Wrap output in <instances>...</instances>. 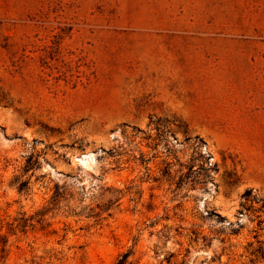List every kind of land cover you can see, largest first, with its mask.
I'll use <instances>...</instances> for the list:
<instances>
[{
    "label": "rangeland",
    "instance_id": "obj_1",
    "mask_svg": "<svg viewBox=\"0 0 264 264\" xmlns=\"http://www.w3.org/2000/svg\"><path fill=\"white\" fill-rule=\"evenodd\" d=\"M1 237L0 264H264V0H0Z\"/></svg>",
    "mask_w": 264,
    "mask_h": 264
},
{
    "label": "trees",
    "instance_id": "obj_2",
    "mask_svg": "<svg viewBox=\"0 0 264 264\" xmlns=\"http://www.w3.org/2000/svg\"><path fill=\"white\" fill-rule=\"evenodd\" d=\"M25 182H21L19 185V189L23 188L25 186ZM249 190H247L245 193H247ZM60 196L59 188L55 187V190L51 196V200L55 201L58 199ZM27 226V220L26 219H21L20 221L17 222L15 226H11L10 230H13L15 228H19L21 231H24V229ZM5 244L6 240L1 237L0 240V259L4 257V251H5ZM131 251H125L122 252L121 254L118 255L116 258L114 264H134L133 260L130 258Z\"/></svg>",
    "mask_w": 264,
    "mask_h": 264
}]
</instances>
